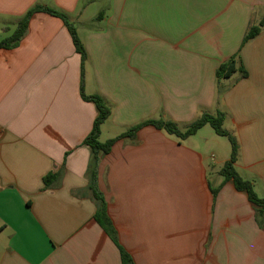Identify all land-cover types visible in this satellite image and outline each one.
Segmentation results:
<instances>
[{
    "label": "crops",
    "instance_id": "crops-1",
    "mask_svg": "<svg viewBox=\"0 0 264 264\" xmlns=\"http://www.w3.org/2000/svg\"><path fill=\"white\" fill-rule=\"evenodd\" d=\"M34 5L76 29L83 93L110 108L99 142L148 120L182 130L220 111L239 146L236 172L264 198V25L242 44L264 24V0H0V35ZM237 53L247 76L217 84ZM80 86V56L57 17L33 14L19 45L0 49V264H121L94 220L82 142L97 109ZM207 126L179 140L146 125L100 156L95 185L132 264H264V222L223 182L230 144L203 137ZM48 173L59 177L43 189Z\"/></svg>",
    "mask_w": 264,
    "mask_h": 264
},
{
    "label": "trees",
    "instance_id": "trees-1",
    "mask_svg": "<svg viewBox=\"0 0 264 264\" xmlns=\"http://www.w3.org/2000/svg\"><path fill=\"white\" fill-rule=\"evenodd\" d=\"M35 13H45L54 17L59 18L65 27L67 28L75 51L80 56L81 62V86H80V93L81 97L85 101H91L94 103L97 109V116L93 121L92 129L89 135L83 140V144L87 145L90 149V158L88 162V173L90 176V180L92 183L91 190L93 193V200L95 203V214L94 220L96 223L102 228V230L109 236V238L117 245L120 253L121 264H132V260L130 256L125 252L123 248H121L117 241H116V234L115 230L112 226V223L107 214L106 202L103 199L102 195L100 194L99 190L96 187V180H97V168H98V161L100 156L106 155L110 152L113 144L124 137L133 138L135 133L146 125H151L157 130H163L167 134L174 135L179 140H184L192 135H194L199 129H201L205 125H209L214 133L217 136L224 137L228 140L230 144V157L219 170V175L223 178V182L231 181L234 185V188L237 191L246 193L249 201L257 208L256 209V219L257 222H264V198H258L254 192L253 185L250 181L244 180L239 176V174L235 170V163L238 157L239 146L237 143L236 138L229 133L224 127V113L218 111L216 114L211 115L208 113H203L199 118L188 124L184 129H180L174 122L169 120H148L143 123H140L132 128H130L125 133L119 135L116 138L106 140L105 142H99V134H100V127L102 123H104L109 115H110V108L107 106L105 101L98 95L93 96H86L82 90V78H83V68L84 63L86 61L87 55L86 51L83 47V44L80 38L77 35L76 29L74 25L69 21L68 16L66 13L57 10L55 8L45 7L41 5H34L31 7L17 22L16 28L13 32L4 39L0 40V49H13L16 48L20 41L26 34L28 23L30 18ZM103 12H99L96 16V20L99 21L102 17ZM262 23L259 24V27L250 26L246 31L242 44L246 43L251 38L255 37L262 27ZM239 71L240 78H245L247 76L246 71L242 68L240 63V58L238 53L231 57L228 61L221 64L215 71V79L217 84L222 79H227L231 77L234 73ZM222 91L218 89V93ZM59 174L57 173H48L43 178V189H48L56 182ZM219 187H211V193L215 197Z\"/></svg>",
    "mask_w": 264,
    "mask_h": 264
},
{
    "label": "rangeland",
    "instance_id": "rangeland-1",
    "mask_svg": "<svg viewBox=\"0 0 264 264\" xmlns=\"http://www.w3.org/2000/svg\"><path fill=\"white\" fill-rule=\"evenodd\" d=\"M99 1H100V0H98V2H99ZM99 4H100V3H99ZM96 9H98V10H96V11L98 12L100 8H99V7H96ZM97 12H96V13H97ZM15 28H16V26H15ZM15 28H13V26H12V29H11L10 32H8V34H1V35H0V40H1V39H4L5 37H8V36L13 32V30H14ZM207 132H209V133L207 134ZM202 134H203L202 136L205 137V138H206V137H209V136H215V135H214V131L212 130V128H211L210 126H207L206 129H205V131L202 132ZM220 140H222V142H224V143L226 144V146L229 147V142H228V140H227L226 138H223V137H222V138H220Z\"/></svg>",
    "mask_w": 264,
    "mask_h": 264
}]
</instances>
